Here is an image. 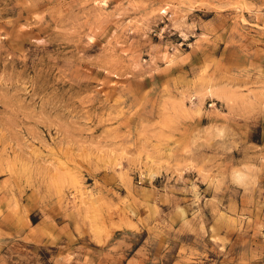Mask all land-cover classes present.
I'll return each mask as SVG.
<instances>
[{"label":"rangeland","instance_id":"rangeland-1","mask_svg":"<svg viewBox=\"0 0 264 264\" xmlns=\"http://www.w3.org/2000/svg\"><path fill=\"white\" fill-rule=\"evenodd\" d=\"M0 264H264V0H0Z\"/></svg>","mask_w":264,"mask_h":264}]
</instances>
